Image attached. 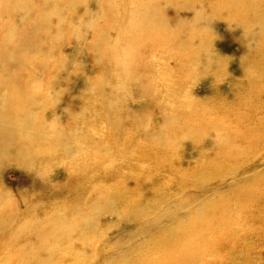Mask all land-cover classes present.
<instances>
[{
    "label": "rangeland",
    "instance_id": "374dc122",
    "mask_svg": "<svg viewBox=\"0 0 264 264\" xmlns=\"http://www.w3.org/2000/svg\"><path fill=\"white\" fill-rule=\"evenodd\" d=\"M72 2L50 0L44 50L0 71V107L16 113L33 158L0 172L1 201L20 211L0 232V264H264V0H81L63 9ZM160 4L173 22L146 23ZM4 18L0 50L22 39L7 37L17 20ZM91 19L110 34L113 58L94 51ZM24 107L35 108L39 134L21 128ZM216 183L228 188L211 190ZM179 197L202 212L166 221ZM78 200L113 204L79 227L89 209L77 213ZM156 217L165 227L148 224L131 258L119 257L118 234ZM35 221L44 222L15 241Z\"/></svg>",
    "mask_w": 264,
    "mask_h": 264
},
{
    "label": "bare ground",
    "instance_id": "6f19581e",
    "mask_svg": "<svg viewBox=\"0 0 264 264\" xmlns=\"http://www.w3.org/2000/svg\"><path fill=\"white\" fill-rule=\"evenodd\" d=\"M8 1L9 3L6 5L5 10H3V13L0 14V21L5 19L4 16H8V17L15 16L17 21L12 25L11 28H7L6 35L7 37H9L15 34V35H19V37H22V39H18L17 42L12 41L8 43L4 45V47L0 50V71L2 72L3 71L6 72L10 70V68L13 67L15 64H19L22 59L20 57V54L23 51H26V50L27 51H30V50H38V51L42 50L43 51L44 50L45 47H44L43 42L41 41V37L46 35L45 31L48 30L49 28L48 24L50 23L51 14L48 12L52 11L53 13H55L54 10L56 8V6H54V3L52 5H48L50 0H8ZM80 1L81 0H73L72 3L66 6L64 5L65 7L63 9L65 8L77 9L82 4ZM1 2L2 0L0 1V3ZM167 4H170V3L168 2ZM161 6L162 5L160 4L159 6L160 11L158 9H154L153 11L154 14L152 15V17L149 16L150 20L153 22H150L148 19H145L146 23H149V24L155 23L156 25L160 26L166 23L173 22L169 20L164 13H162ZM36 11H38L37 15H36ZM56 11L59 12V7H57ZM158 11L160 13H157ZM93 15L95 16V18L97 17L95 13H93ZM27 20L30 22L29 23L30 27L27 28L28 30L16 32L17 27H19V25L21 24H24L25 21ZM92 20L93 19H91V21H89L88 23L89 24L92 23L90 27L93 28L92 30L94 31L96 22ZM60 24L62 25L63 23L61 22ZM178 25L181 26L183 25V23L180 22L178 23ZM4 28L6 30V24L4 25ZM20 29L22 28L20 27ZM80 30L81 28L78 31L79 34L82 33V31ZM107 30H111L110 27H107ZM247 32H245V34ZM95 33L98 39L97 41L95 40L93 44L94 51L96 53L98 52L104 53L105 56L101 55L102 58L103 57L113 58L115 56V52L114 51L111 52L112 50L109 49L110 42H108L107 39H105V37H110L109 36L110 34H108V32H106L103 29H99L98 27H96ZM13 39H16V38H13ZM79 40H82V36L79 37ZM79 43H82V41L81 42L79 41ZM8 46H10V48H8ZM100 87L102 89L103 85H100ZM106 87L107 86L105 85L104 90H106ZM124 89H125V85H122L121 92ZM20 113H17L16 118L22 121L23 125L21 128L24 130L30 131L33 135L39 134V130L35 127L36 124L34 122L35 108L34 107H30V108L24 107L21 109ZM15 114L16 113L13 112L9 107H4V108L0 107V172L5 170L6 167L9 166L10 164H16V163H20L23 161L26 164L28 161H31L33 159L31 157L28 158L27 155H25V148H26L25 144L23 145L20 142V138L16 135L17 129L14 126V122L16 120L14 118ZM30 172H31V169H30ZM29 176H31V174H29ZM219 185L220 184H218L214 189H211V190L218 191V190H221L222 188L223 189L228 188V187H221L223 184H221L220 186ZM1 195H2V192L0 191V232H4L7 229V227L12 224L13 218L16 217L20 211L18 209V205L12 202L11 200L12 198L8 197L7 204H6L5 200L1 201L2 199ZM193 199L194 198L192 199L190 198V200L185 201V200H182V197L177 198L178 206L170 205L166 209V212L163 213V218L166 221L167 220L177 221L180 217L182 218L185 214H188L189 212H191L193 208H196L198 213L202 212L201 211L202 207L199 205V203L196 204L197 202L193 201ZM198 199L200 200L202 199V197H198ZM110 200H106V202L101 206L90 207V208L87 207L88 203H84L82 200H78L74 207V210L77 213H81V211L89 209V211H86V215H84V217L82 218L83 220H81L80 222H77L78 226L80 227L82 222L83 224H86V226L87 225L93 226L94 225V222L92 221L93 217H90L89 212L90 213L95 212L96 210L100 212H104V211L107 212L108 208L111 206V204H113V202H110ZM163 218L161 221V219H158V217H156V222L146 221L147 223L144 224L140 228L132 229L130 227L120 232L117 236L116 243L119 246H123V244L125 245L121 248L120 252H117L116 254L119 255V257L130 259L131 258L129 255L130 244L134 242L135 236L143 235L148 224H155L158 228L163 229L165 227V222H166V221L164 222ZM40 222H44V221H35L31 225L26 224L22 226L19 233H16L19 237L15 241L17 242L21 241L20 239L22 238L20 236L29 233L33 227L39 226ZM123 235H126L125 239L122 237ZM127 244H129V246H127Z\"/></svg>",
    "mask_w": 264,
    "mask_h": 264
}]
</instances>
